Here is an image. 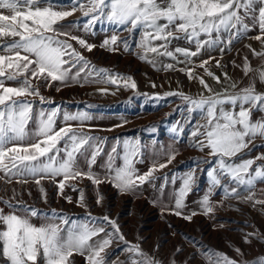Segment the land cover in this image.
I'll return each instance as SVG.
<instances>
[{
  "label": "snow or ice",
  "instance_id": "obj_1",
  "mask_svg": "<svg viewBox=\"0 0 264 264\" xmlns=\"http://www.w3.org/2000/svg\"><path fill=\"white\" fill-rule=\"evenodd\" d=\"M76 11L86 18L82 24L85 32L98 23L115 26L113 34L101 45L109 51H117V45L122 44L124 51L131 52L128 40H121L119 32H138L137 47L141 50L138 57L154 67L156 58L162 56L191 65L192 58L205 48L219 47L223 54L225 50H231L233 41L238 42L255 26L260 31L255 39L264 43V0H68L67 4L62 0H0V39H5L0 44V180L5 183L15 179L16 183L24 184L31 177L34 183L41 185L42 180L49 179L63 194L67 181L88 179L95 185L108 182L121 192H135L144 184H151L154 173L168 167L178 155V150L170 147L164 153L166 160L154 161L148 171L139 173L135 164L143 162L142 148L146 147L139 139L121 141L116 138L110 151L105 152L106 138L78 132L66 123L87 120L90 117L86 113L71 115L64 112L65 126L56 128L61 109L36 111L35 104L27 99L37 97L41 103H50L41 95L40 88L48 87L54 81L61 84L110 83L136 89L131 77L95 68L73 46L70 41H76L89 52L96 47L72 34L69 29L76 23L60 24ZM175 40L194 44L195 51L182 47L172 49L170 45ZM252 52L264 57V53H257L255 49ZM179 56L185 59L181 61ZM208 63V60L201 61L199 67L220 83V78L205 67ZM216 66H221L219 60ZM163 68L175 70L176 65L168 63ZM179 70L190 80L198 79L210 93L208 96L201 93L197 97L181 92L165 93L166 96H179L184 102L183 111L188 113L184 123H192L194 112L204 121H198L190 132L195 138L192 146L200 151L208 149L207 155L214 158L205 159L203 163L210 167L200 170L209 183L199 202L201 214L214 212L216 203L211 201V196L217 189L228 198L243 199L253 206L264 205V189L257 195L256 188L258 181L264 183V163H256L264 161V154L233 159L248 149L255 139H264V118L253 119L254 110L264 113V92H257L254 82L237 93H229L227 89L213 92L203 77L193 75L194 67ZM250 70L245 57V74ZM224 76L228 78L227 73ZM258 76L264 82V69L258 70ZM6 80L17 81V86H6ZM232 87H236L235 83ZM100 91L107 92V89ZM152 99H159V96ZM225 105L230 107L225 108ZM184 123L177 122L170 127L175 134L174 141L184 132ZM151 130L154 131L155 126ZM118 148H122V153ZM101 155L106 156L102 165L106 169L103 177L92 172V166ZM117 159L123 161L122 166L116 165ZM82 164L87 165V171ZM57 177L61 179L57 180ZM160 179L162 183L158 190L161 193L169 183L175 185L177 179L181 180L179 189L172 193L174 208L164 210L189 221L197 215L195 211L187 215L182 211L184 199L195 184V169L181 177L165 175ZM224 180L228 183H223ZM72 187L75 191V186ZM40 192L47 202V193L42 186ZM66 199L72 202L71 197ZM101 199L98 196V204ZM83 201L81 190L79 203L83 205ZM9 208L7 213L0 209V264H70L69 258L74 253L84 256L88 264H106L102 254L114 241L123 242L125 248L121 251L131 254L126 264H160L138 244H130L119 225L107 215L97 219L88 213L87 218L76 221L59 215L56 210L49 215L19 202L17 205L9 203ZM38 216L44 217L39 226L32 222V218ZM254 235L245 234V243ZM94 237L99 239L93 240ZM176 251L181 250L177 248ZM203 255L207 264H238L223 253L206 250ZM255 264H264V258Z\"/></svg>",
  "mask_w": 264,
  "mask_h": 264
},
{
  "label": "rangeland",
  "instance_id": "obj_2",
  "mask_svg": "<svg viewBox=\"0 0 264 264\" xmlns=\"http://www.w3.org/2000/svg\"><path fill=\"white\" fill-rule=\"evenodd\" d=\"M114 27L98 23L93 28L95 45H100L101 41H104L103 38H109ZM101 33L105 34V37H100ZM119 36L121 40H128L132 47L131 52L124 51L122 44L117 45V51L98 46L94 47L91 53L85 49L78 51L97 69L103 68L113 74L131 77L136 83V89L117 87L110 83L74 82L70 83V86L67 85L60 99L55 101L60 102L61 110L67 107L76 114L83 112L92 117V132L84 129L85 126L81 123L77 124L75 130L106 138L105 152L110 151L116 138L121 141L139 139L141 145L146 147L142 148L143 162L138 164L151 167L154 161H164V157L160 159L161 152H166L170 147L178 150V155L168 167L154 173L155 179L152 183L157 185L152 189L158 190L162 183L160 178L165 175L181 177L195 169V184L185 197L184 205H189L186 211L193 210L197 215L189 221L170 211H163L157 205L168 203V206H174L172 193L180 187V179H177L175 185L169 183L164 189L163 193L168 191L167 197H164L163 193L156 197L149 194L148 186L151 185L147 183L135 192H121L108 182L95 185L88 179H76L67 181L61 194L56 184L49 179L42 180L41 185L33 181L21 184L16 183L15 179L11 183L0 180V209L7 213L11 210L9 203L17 205L19 202L49 215L52 210H56L59 215L76 221L84 220L88 213L97 219L107 215L119 225L130 244H138L160 264H172L173 261L175 264H207L203 255L206 250L223 253L238 264H255V261L264 258V205L253 206L251 202L243 199L228 198L217 189L211 196V201L216 203L214 212L201 214L199 202L207 192L209 183L207 176L200 170L210 167L209 164L203 163L205 159H213L207 158L204 151L192 146L195 138L190 136V132L195 126V118L193 117L191 124L184 123L188 116V113L183 111L184 102L179 96L165 95L168 92V70H164L163 65L168 64V57H157L154 67L138 57L141 51L137 47L140 40L138 32L131 34L121 31ZM101 89H107V92H102ZM156 95L159 99H152ZM177 122L184 123V132L174 141L175 134L170 131V127L177 125ZM153 126L154 131L151 130ZM118 151L122 153V148H118ZM105 160L104 155L98 157L96 164L92 166V172H103L105 175L106 169L102 167ZM122 164L123 161L117 159L116 165ZM82 167L87 171L86 164H82ZM222 182L228 183L227 180ZM41 186L47 193V202L41 195ZM256 188L259 195V191L264 189V183L258 181ZM81 190L84 194L83 205L79 203ZM98 196L102 197L99 204ZM66 197H71L72 202ZM43 221V216L32 218V222L37 226ZM106 230L111 231L110 228ZM247 233L256 235L249 238L250 242L245 243L244 236ZM123 248V242L114 241L102 254L106 264H126L131 254L121 251ZM177 248L181 251L177 252ZM237 248L240 249L239 253L236 252ZM69 260L70 264H88L84 256L76 253Z\"/></svg>",
  "mask_w": 264,
  "mask_h": 264
},
{
  "label": "crops",
  "instance_id": "obj_3",
  "mask_svg": "<svg viewBox=\"0 0 264 264\" xmlns=\"http://www.w3.org/2000/svg\"><path fill=\"white\" fill-rule=\"evenodd\" d=\"M64 4L68 3V0H62ZM81 12L76 11L72 16L68 17L66 20L61 21L60 24H68V23H76V26L69 29L73 35L79 36L86 41H88L91 44H96V39L93 38V29L89 32H85L82 28V24L84 22V19H86L84 16L80 17L79 15ZM107 25V23H106ZM59 26V25H57ZM103 33V32H102ZM100 34V37H105V34ZM257 35H260V31L258 26H255L252 28L251 31L244 34V36L237 42L233 41V44L231 46V50H225V52L222 54L219 51V47L214 49H207L205 48L202 50L198 56L193 57V64L189 65L187 63H176V61L171 60L168 58V63H173L176 65L175 70H168V92H181L189 96L197 97L201 93H203L205 96L210 95L203 86L199 83L198 79H192L190 80L188 76L180 71L179 69L185 68V67H194L195 71L193 72L194 76L197 77H203V79L209 84L213 92H224L225 89L228 90L229 93H237L240 92L241 89L248 86L250 83L255 84V88L257 92H264V82H261L258 76V70L264 69V57L254 55L252 52V49H255L257 53H264V43H262L260 40H256L255 37ZM107 36V35H106ZM61 39H64V37H60ZM7 40H11L12 38H6ZM15 39H18L15 38ZM105 40V38H103ZM5 39H0V44L4 43ZM73 46L79 50L84 49L81 48L79 44L76 43V41H70ZM96 45L98 47H101L102 45ZM251 46L250 48L248 46ZM172 49L175 47H182L187 48L195 51V45L189 44L185 40H175L170 45ZM94 49V48H93ZM85 51H87L85 49ZM93 51V50H92ZM91 51V52H92ZM90 52V53H91ZM245 57H247V62L250 64V67L252 70H250L247 75L244 71V64H245ZM214 58V59H210ZM179 59L183 61L185 58L183 56H179ZM208 60L209 63L205 65V67L208 68V70L214 74V76H217L220 78V83H217L215 79H213L212 76H208L203 68L199 67V64L201 61ZM219 60L220 67L216 66V61ZM75 71V70H73ZM227 73V79L225 78L224 74ZM17 81H5L6 86H17ZM34 83H40L39 81H34ZM235 83L236 87L233 88L232 84ZM70 86L71 84H61L59 81L51 82L50 86L48 87H41L40 92L41 95L46 98V100L50 101V103H41L39 101V98L37 97H27V99L31 100L35 104V110L39 111L40 109H44L45 111L51 109V108H59L61 109L60 102L55 101L60 99V96L62 94V91L66 89V86ZM59 88V91L57 90ZM175 96V95H174ZM171 97V96H168ZM229 105H225V108H229ZM64 112H67L71 115H76L75 111L72 109H69L67 107H63V110H61L60 116L56 119V128L64 127L65 122L62 120V115ZM192 116L195 118V125L199 121L200 123H203L204 121L199 119L198 113H193ZM261 118H264V113L256 112L254 110L253 112V119L259 120ZM183 122V119H181ZM92 117L85 121H67L66 123L71 125L73 129L77 128V124L81 123L85 127L84 129H87L88 131L92 132ZM32 127V125H30ZM167 151V150H166ZM208 149L204 150V154L207 158L214 159L211 156L207 155ZM165 152L160 153V159L165 160L167 157L164 154ZM261 154H264V139L257 138L253 141L251 145H249L248 149H245L241 154H239L237 157H234V160H239L242 158H255L257 156H260ZM257 164L264 163V161H256ZM136 169L139 173H144L148 171L150 168V165H140L138 163L135 164ZM255 167V165L253 166ZM2 175V174H0ZM98 175L101 177L104 176L103 172H100ZM60 179V177H59ZM57 179V180H59ZM28 181H33L31 177L28 178ZM258 183V182H257ZM161 184V183H160ZM145 185V184H144ZM143 185V186H144ZM150 189L148 190L149 194H152L154 197H156L161 192L152 189L156 183L150 184ZM147 186V185H146ZM181 186V184H180ZM179 189V187H178ZM147 193V195H148ZM164 197L168 196V191L163 193ZM161 196V195H160ZM160 208L163 209V211L168 212L167 210H164L165 208H174V206H168V203H165V205H159ZM189 208V205L187 204L182 209L183 213L186 212L192 213L191 211H186V209ZM190 208H192L190 206ZM96 240V239H94Z\"/></svg>",
  "mask_w": 264,
  "mask_h": 264
}]
</instances>
